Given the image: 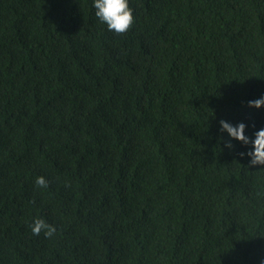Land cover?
<instances>
[{"label":"trees","instance_id":"trees-1","mask_svg":"<svg viewBox=\"0 0 264 264\" xmlns=\"http://www.w3.org/2000/svg\"><path fill=\"white\" fill-rule=\"evenodd\" d=\"M91 5L0 0V264H260L264 165L219 121L264 126V0Z\"/></svg>","mask_w":264,"mask_h":264},{"label":"clouds","instance_id":"clouds-1","mask_svg":"<svg viewBox=\"0 0 264 264\" xmlns=\"http://www.w3.org/2000/svg\"><path fill=\"white\" fill-rule=\"evenodd\" d=\"M91 6L97 20L105 26L107 31L114 34L127 33L135 22L134 10L130 7V0H92ZM247 107L257 110L264 107V93H261L254 100H249ZM248 127L243 121L233 124L221 119L219 131L226 133L228 137L227 140L221 137L223 147L230 151L233 150L232 141L235 140L245 149L239 152L238 156L248 158V167L264 165V126L255 128L251 135L246 134ZM35 184L39 188L46 189L48 180L44 176H37ZM29 227L33 235H40L43 232L45 237L51 238L56 233L55 225L48 223L43 218H34ZM260 264H264V260H261Z\"/></svg>","mask_w":264,"mask_h":264}]
</instances>
